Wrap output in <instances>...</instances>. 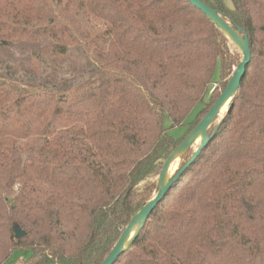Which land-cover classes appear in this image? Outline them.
Returning a JSON list of instances; mask_svg holds the SVG:
<instances>
[{
	"label": "trees",
	"instance_id": "trees-1",
	"mask_svg": "<svg viewBox=\"0 0 264 264\" xmlns=\"http://www.w3.org/2000/svg\"><path fill=\"white\" fill-rule=\"evenodd\" d=\"M203 1L251 60L114 264H264V0ZM242 59L188 0H0V264H102Z\"/></svg>",
	"mask_w": 264,
	"mask_h": 264
},
{
	"label": "water",
	"instance_id": "water-1",
	"mask_svg": "<svg viewBox=\"0 0 264 264\" xmlns=\"http://www.w3.org/2000/svg\"><path fill=\"white\" fill-rule=\"evenodd\" d=\"M195 7L200 9L211 19L219 29L234 43V45L241 51L243 55L242 61L235 68V72L232 75L227 87L222 92L218 101L210 109V111L204 116L200 123L191 131V133L184 139V141L176 147L173 153L166 160L162 171L160 173L157 185V191L152 200H150L141 210L135 215L131 223L123 232L115 247L104 260L102 264H114L116 260L124 253L131 243L138 236L140 230L145 226L151 213L155 207L162 201L172 185L182 176V174L188 169L189 166L198 158L203 149L209 143L212 137H210L209 130L213 123L218 118L220 110L229 101V105L232 103L236 93L238 92L242 79L246 72V67L249 64L252 56L250 42L248 35L242 30L241 27L233 28L227 23L224 18L212 7L207 5L203 0H188ZM198 141H200L199 147L193 153L191 159L180 169L176 171L173 177L169 178L166 182V176L168 174L171 163L177 156L181 158L186 152L193 148ZM136 231L133 237H130L132 232ZM15 239H21L26 236V232L18 225L14 227Z\"/></svg>",
	"mask_w": 264,
	"mask_h": 264
},
{
	"label": "rangeland",
	"instance_id": "rangeland-1",
	"mask_svg": "<svg viewBox=\"0 0 264 264\" xmlns=\"http://www.w3.org/2000/svg\"><path fill=\"white\" fill-rule=\"evenodd\" d=\"M224 3L229 7V8H232L233 7V4L231 2V0H224ZM236 47V46H235ZM237 48V47H236ZM233 50H234V47H233ZM238 52L241 53V51L238 49ZM242 54V53H241ZM213 92H221V88H217V85H214L213 87ZM228 110V105H226L222 111L220 112V116H218V118L215 120V122L213 123L212 127H215L216 125H218L221 120L223 119L224 115L226 114ZM196 114V113H195ZM195 114L191 116V119L195 118ZM166 125L168 126L169 125V120L167 119L166 120ZM211 127V128H212ZM187 131V128L185 127H178V128H175L172 130L171 132V135L176 138V139H179L180 137H182L185 132ZM199 144H200V141H198V143L193 147L194 150H196L198 147H199ZM182 163V158L180 159L179 161V164H178V167L177 169L170 173L169 175V178L173 177V175L176 173V171L180 168V165ZM31 254L30 250H25V251H19V250H15L11 256V258L6 262V264H13V262L17 259V258H26L28 257L29 255Z\"/></svg>",
	"mask_w": 264,
	"mask_h": 264
},
{
	"label": "bare ground",
	"instance_id": "bare-ground-1",
	"mask_svg": "<svg viewBox=\"0 0 264 264\" xmlns=\"http://www.w3.org/2000/svg\"><path fill=\"white\" fill-rule=\"evenodd\" d=\"M226 105H229V101H227V102L225 103V105L222 107V109H223ZM222 109L220 110V112L222 111ZM219 116H220V114H219ZM180 159H181V156L179 155V156H177V157L175 158V160L171 163V165H170V167H169V170H168V174H167V176H166V182H167V180L169 179V175H170V173L174 172V171L177 169ZM135 233H136V231L132 232V234H131L130 237H133V236L135 235Z\"/></svg>",
	"mask_w": 264,
	"mask_h": 264
}]
</instances>
